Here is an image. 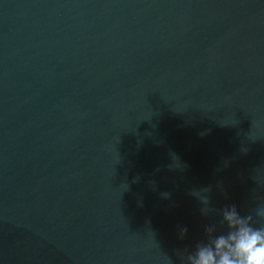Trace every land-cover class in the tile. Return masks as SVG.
<instances>
[{"label":"water","instance_id":"1","mask_svg":"<svg viewBox=\"0 0 264 264\" xmlns=\"http://www.w3.org/2000/svg\"><path fill=\"white\" fill-rule=\"evenodd\" d=\"M203 188L264 223V0H0V264H184Z\"/></svg>","mask_w":264,"mask_h":264},{"label":"clouds","instance_id":"2","mask_svg":"<svg viewBox=\"0 0 264 264\" xmlns=\"http://www.w3.org/2000/svg\"><path fill=\"white\" fill-rule=\"evenodd\" d=\"M169 168H182L179 158L172 154ZM208 188L193 191L203 204L202 214L209 211L219 214V221L204 226L205 239L198 241L193 250L183 257L184 264H264V223H257L251 213L242 215L235 204L210 209ZM167 196L168 193H162ZM255 216L264 220V203L255 209ZM180 229L179 236L187 233ZM168 264L171 261L168 258Z\"/></svg>","mask_w":264,"mask_h":264}]
</instances>
